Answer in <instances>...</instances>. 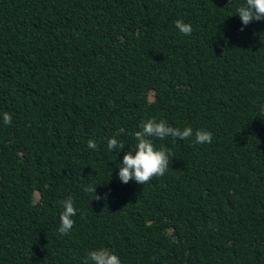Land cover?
Wrapping results in <instances>:
<instances>
[{"label": "trees", "instance_id": "16d2710c", "mask_svg": "<svg viewBox=\"0 0 264 264\" xmlns=\"http://www.w3.org/2000/svg\"><path fill=\"white\" fill-rule=\"evenodd\" d=\"M244 3L0 0V264H264V20ZM149 119L212 142L152 137L169 170L121 183Z\"/></svg>", "mask_w": 264, "mask_h": 264}, {"label": "clouds", "instance_id": "9594fccd", "mask_svg": "<svg viewBox=\"0 0 264 264\" xmlns=\"http://www.w3.org/2000/svg\"><path fill=\"white\" fill-rule=\"evenodd\" d=\"M237 14L242 25H248L253 20H264V0H245V3L237 8ZM174 26L185 36L192 34L190 24L184 23L182 20L174 21ZM243 28H241V31ZM261 113L264 114V106H261ZM2 122L5 126L11 125L12 117L10 113L2 114ZM140 130L134 133L137 143L133 150L124 153L120 162L118 179L121 183L127 184L129 181H135L140 185H144L152 180L153 177H162L169 170V155L165 149L156 150L150 138L155 137L161 140L166 137L178 138L186 140L193 138L196 144H210L212 142V134L206 130H196L193 132L191 127L183 129L169 126L163 119H149L139 125ZM89 149L96 150L98 145L95 140L87 142ZM107 148L109 151L119 149V152L125 148V144L118 141L115 137L107 139ZM118 153V152H117ZM85 192L95 194V186L84 188ZM106 198V197H105ZM94 199H101L100 196L94 195ZM63 211L59 216L58 232L61 235L68 234L74 226L72 217L76 214L71 197L61 201ZM84 264H121L119 257L108 249H97L89 251Z\"/></svg>", "mask_w": 264, "mask_h": 264}]
</instances>
